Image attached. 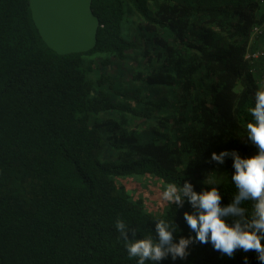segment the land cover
<instances>
[{
	"label": "trees",
	"instance_id": "trees-1",
	"mask_svg": "<svg viewBox=\"0 0 264 264\" xmlns=\"http://www.w3.org/2000/svg\"><path fill=\"white\" fill-rule=\"evenodd\" d=\"M91 11L95 47L60 55L29 0H0V264H136L117 219L142 239L172 218L178 242L194 235L183 219L194 210L155 215L113 177L200 192L217 174L225 205L232 161L211 154L255 153L244 136L264 86V36L251 37L264 21L258 0H92ZM187 252L157 264H260L252 250L228 258L197 242Z\"/></svg>",
	"mask_w": 264,
	"mask_h": 264
},
{
	"label": "clouds",
	"instance_id": "clouds-1",
	"mask_svg": "<svg viewBox=\"0 0 264 264\" xmlns=\"http://www.w3.org/2000/svg\"><path fill=\"white\" fill-rule=\"evenodd\" d=\"M248 109L252 120L245 125L244 139L255 149L251 156L242 157L236 150L213 152L211 160L222 164L226 157L232 161L230 183L235 188L230 202L221 204L220 181L214 178L202 181L205 188L200 192L193 189L191 183L168 182L160 192V202L164 205L182 206L187 203L194 210L185 212L183 219L194 235L173 242V233L177 231L173 219L161 217L154 221L155 238L151 233L136 239L137 228L132 232L130 224L117 219L115 228L120 233L123 246L129 259L136 264H157L169 257L183 260L192 243L210 244L212 249L222 256L232 258L237 250L247 253L252 250L260 264H264V86L260 87ZM248 264V257H242Z\"/></svg>",
	"mask_w": 264,
	"mask_h": 264
},
{
	"label": "water",
	"instance_id": "water-1",
	"mask_svg": "<svg viewBox=\"0 0 264 264\" xmlns=\"http://www.w3.org/2000/svg\"><path fill=\"white\" fill-rule=\"evenodd\" d=\"M92 0H29L32 21L44 43L57 54L91 50L99 20Z\"/></svg>",
	"mask_w": 264,
	"mask_h": 264
},
{
	"label": "rangeland",
	"instance_id": "rangeland-1",
	"mask_svg": "<svg viewBox=\"0 0 264 264\" xmlns=\"http://www.w3.org/2000/svg\"><path fill=\"white\" fill-rule=\"evenodd\" d=\"M113 180L117 185L123 187L132 199H142L147 211L155 215L165 213V210L170 206L160 202V192L165 183L157 177L141 174L115 176Z\"/></svg>",
	"mask_w": 264,
	"mask_h": 264
},
{
	"label": "built area",
	"instance_id": "built-area-1",
	"mask_svg": "<svg viewBox=\"0 0 264 264\" xmlns=\"http://www.w3.org/2000/svg\"><path fill=\"white\" fill-rule=\"evenodd\" d=\"M259 3H261L264 6V0H258ZM259 35L264 36V21L260 25H256L253 27L252 32H251V37H257ZM260 56V53H255L252 56L249 57V55L246 56V58H258Z\"/></svg>",
	"mask_w": 264,
	"mask_h": 264
}]
</instances>
